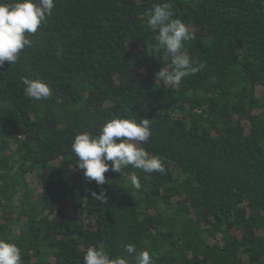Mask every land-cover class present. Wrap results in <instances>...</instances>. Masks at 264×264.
I'll return each mask as SVG.
<instances>
[{
  "label": "trees",
  "instance_id": "trees-1",
  "mask_svg": "<svg viewBox=\"0 0 264 264\" xmlns=\"http://www.w3.org/2000/svg\"><path fill=\"white\" fill-rule=\"evenodd\" d=\"M55 3L0 67V239L22 264H84L90 246L135 264L129 243L154 264H264V0ZM164 3L204 65L178 86L156 78L170 59L147 20ZM25 77L51 96L29 98ZM113 117L151 120L140 146L164 172L129 165L87 182L73 138ZM101 188L105 202L90 195Z\"/></svg>",
  "mask_w": 264,
  "mask_h": 264
},
{
  "label": "clouds",
  "instance_id": "clouds-1",
  "mask_svg": "<svg viewBox=\"0 0 264 264\" xmlns=\"http://www.w3.org/2000/svg\"><path fill=\"white\" fill-rule=\"evenodd\" d=\"M55 6V0H0V67L6 61L11 64L18 61L22 50L31 46L28 34H35L47 22ZM147 24L150 29L157 31L156 51L163 50L170 59V65L156 73L157 80L178 86L184 78L195 75L204 67L202 63L195 64L189 53L182 50L184 43L193 38V33L184 21L173 18L168 4L153 6ZM22 83L25 94L33 100L47 99L52 94L50 86L40 79L25 77ZM150 121L113 117L100 126L97 135L77 133L71 151L87 182L95 181L98 186H103L107 182L106 172H121L129 165L145 173L164 172L162 159L140 146L151 137ZM131 183L136 189L141 188L135 175L131 177ZM90 195L95 201L105 202L107 199L103 188L99 193L91 191ZM125 251L134 258L135 264H154L147 249L137 251L129 243ZM83 260L84 264H129L127 257H113L96 246L86 249ZM0 264H22L21 249L14 243L0 239Z\"/></svg>",
  "mask_w": 264,
  "mask_h": 264
}]
</instances>
